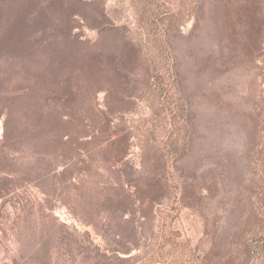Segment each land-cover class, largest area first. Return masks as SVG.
I'll return each instance as SVG.
<instances>
[{
	"label": "rangeland",
	"instance_id": "obj_1",
	"mask_svg": "<svg viewBox=\"0 0 264 264\" xmlns=\"http://www.w3.org/2000/svg\"><path fill=\"white\" fill-rule=\"evenodd\" d=\"M0 264H264V0H0Z\"/></svg>",
	"mask_w": 264,
	"mask_h": 264
},
{
	"label": "trees",
	"instance_id": "obj_2",
	"mask_svg": "<svg viewBox=\"0 0 264 264\" xmlns=\"http://www.w3.org/2000/svg\"><path fill=\"white\" fill-rule=\"evenodd\" d=\"M30 92V90H28ZM59 98L58 100L60 101L62 98L61 97H56ZM52 97H47L46 101H52ZM31 110L30 112H32ZM39 119L41 121L46 122V125L50 127L51 129V134H52V143L53 147L55 148V156L57 157H62L64 156L63 150H65V142H64V136H65V128H66V121H65V116L61 112H49L48 114H40L38 115ZM39 120V122H41ZM49 129V128H48Z\"/></svg>",
	"mask_w": 264,
	"mask_h": 264
}]
</instances>
